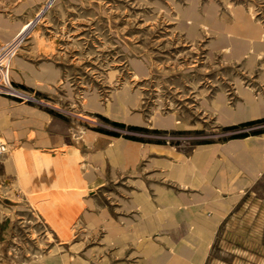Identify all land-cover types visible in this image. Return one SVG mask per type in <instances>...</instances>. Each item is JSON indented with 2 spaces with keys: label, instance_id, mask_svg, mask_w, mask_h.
I'll list each match as a JSON object with an SVG mask.
<instances>
[{
  "label": "rangeland",
  "instance_id": "rangeland-1",
  "mask_svg": "<svg viewBox=\"0 0 264 264\" xmlns=\"http://www.w3.org/2000/svg\"><path fill=\"white\" fill-rule=\"evenodd\" d=\"M217 176L200 264H264V0H0V264H171Z\"/></svg>",
  "mask_w": 264,
  "mask_h": 264
},
{
  "label": "crops",
  "instance_id": "crops-1",
  "mask_svg": "<svg viewBox=\"0 0 264 264\" xmlns=\"http://www.w3.org/2000/svg\"><path fill=\"white\" fill-rule=\"evenodd\" d=\"M206 169L201 168V173H204ZM208 172V173H207ZM234 173L233 170H230ZM207 173V174H206ZM230 173V174H231ZM205 176L210 177V172L206 171ZM203 175V174H202ZM232 176V174L230 175ZM202 186V195L196 196V201H194L193 206H179L178 205V195H174L171 192H164V196L168 197L167 202H165L164 210L160 212H153V215H149L140 221V224L136 226V229L143 228L144 230L153 229L160 227L163 229H168L171 232L175 241H172V245L175 246L176 253L180 249L185 253L182 254L181 258L185 264H200L205 256L208 254V246H210L212 241L211 233L219 228V225L227 215L230 210V205L235 198V196H230L227 198L219 197L215 190L216 188L224 187L223 183L226 182L219 176L212 178ZM207 184V185H206ZM241 181L231 183L229 185L230 189L240 188ZM165 197H163L165 199ZM201 203L198 205V201ZM184 202L183 204H187ZM144 207V211L148 212L150 207ZM146 214V213H145ZM178 231L173 233L172 231ZM187 231H191V234ZM193 231H203L206 235L202 238L193 237ZM179 248V249H178ZM178 256V253H177ZM173 257V256H169Z\"/></svg>",
  "mask_w": 264,
  "mask_h": 264
},
{
  "label": "bare ground",
  "instance_id": "bare-ground-1",
  "mask_svg": "<svg viewBox=\"0 0 264 264\" xmlns=\"http://www.w3.org/2000/svg\"><path fill=\"white\" fill-rule=\"evenodd\" d=\"M235 46H238V45L235 44ZM89 105H90V106H93V107H94L95 105L97 106V104L94 103L93 98H90V99H89ZM196 157H197L198 159H200V157H202V153H201V152H198ZM196 157H195V158H196ZM12 163H13V162H12ZM10 165H11V163H10ZM12 166H13V165H12ZM14 166H15V165H14ZM14 170H15V169H14ZM137 230L140 231V230H144V229L141 227V228H138ZM172 232H173V233H176V232H178V231L176 230V231H172ZM178 249H179V248H178ZM177 253H178V256H177V257L173 256V257H170V258H167V259H165V258H163V259H164L165 261L168 260L171 264H181V262H182L183 260H182L181 258H179L180 255H182V254H186V255H187L188 252L185 253L184 251H182V250L179 249V250L177 251Z\"/></svg>",
  "mask_w": 264,
  "mask_h": 264
}]
</instances>
